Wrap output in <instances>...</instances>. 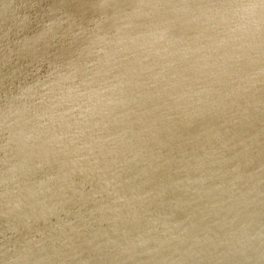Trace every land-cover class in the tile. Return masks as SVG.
<instances>
[{
    "label": "water",
    "instance_id": "obj_1",
    "mask_svg": "<svg viewBox=\"0 0 264 264\" xmlns=\"http://www.w3.org/2000/svg\"><path fill=\"white\" fill-rule=\"evenodd\" d=\"M0 264H264V0L0 25Z\"/></svg>",
    "mask_w": 264,
    "mask_h": 264
},
{
    "label": "bare ground",
    "instance_id": "obj_2",
    "mask_svg": "<svg viewBox=\"0 0 264 264\" xmlns=\"http://www.w3.org/2000/svg\"><path fill=\"white\" fill-rule=\"evenodd\" d=\"M162 0H0V25L27 38L62 35L151 12Z\"/></svg>",
    "mask_w": 264,
    "mask_h": 264
}]
</instances>
